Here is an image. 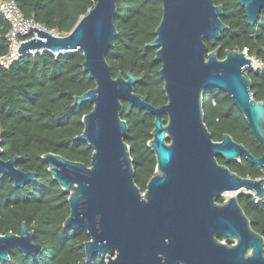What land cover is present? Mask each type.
<instances>
[{
  "label": "water",
  "instance_id": "water-1",
  "mask_svg": "<svg viewBox=\"0 0 264 264\" xmlns=\"http://www.w3.org/2000/svg\"><path fill=\"white\" fill-rule=\"evenodd\" d=\"M92 1L68 34L29 26L35 37L17 50L21 55L80 51L82 70L95 84L72 102L92 104L75 137L92 149L89 166L53 153L41 156L52 179L68 194L69 215L62 226L86 230V262L99 256L106 264H264V239L251 228L239 194L225 197L229 191L244 190L262 198L263 179L241 177L216 159L243 158L264 170V153L253 156L229 134L213 141L204 123L203 94L218 88L264 146V101L252 97L251 81L244 73L251 61L235 49L225 50L223 59L218 56L220 46L208 51L207 43L215 46L228 28L220 19L223 6L214 0H160L161 18L146 47L156 49L166 103L153 106L146 95L134 91L139 77L130 72L113 77L106 62L105 54L117 36L115 0ZM237 1L253 25L264 10V0ZM124 101L126 114L135 107L154 116L147 146L155 156V173L144 192L134 182L125 143ZM1 153L0 148V174L11 178L13 187L34 180L35 172L16 167L18 155L4 160ZM13 248L26 256L42 246L22 222L19 234H0V260L9 261Z\"/></svg>",
  "mask_w": 264,
  "mask_h": 264
},
{
  "label": "trees",
  "instance_id": "trees-1",
  "mask_svg": "<svg viewBox=\"0 0 264 264\" xmlns=\"http://www.w3.org/2000/svg\"><path fill=\"white\" fill-rule=\"evenodd\" d=\"M114 25L117 36L105 54L112 76L130 72L140 81L134 91L147 96L153 106L166 103L163 81L158 74L160 62L154 60L155 48L146 44L155 38L162 7L160 0H115ZM223 6L221 21L228 28L221 32L215 46L207 43L208 51L220 46L219 58L225 50L242 51L264 61V10L253 25L247 23L244 8L237 0H214ZM21 14L59 35L68 34L78 20L93 6L92 0H16ZM9 23L0 13V56L7 52L6 34ZM80 51L57 54L46 50L20 55L10 67L0 66V139L1 158L18 155L16 167L35 172L33 181L13 187L9 176L0 174V234H19L24 222L33 231V241L41 251L23 255L17 248L9 252V261L0 264H106L99 256L85 261L83 243L89 240L84 229L64 228L69 215L68 194L55 182L41 160L45 153L61 155L68 160L89 166L92 149L76 140L83 130L81 118L92 109L85 102L73 106L75 96L95 86L82 70ZM250 92L256 101L264 100V69L246 72ZM121 115L127 123L125 143L129 147L134 182L143 191L155 167V156L148 148L153 117L144 110L132 108ZM204 123L213 141L223 134L245 146L259 157L264 146L256 139L244 116L226 93L209 88L203 95ZM217 162L241 177L256 179L264 170L241 158L237 162L217 156ZM238 203L250 221L253 231L264 239V200L253 203L252 196L240 193ZM224 197L217 201L223 202Z\"/></svg>",
  "mask_w": 264,
  "mask_h": 264
},
{
  "label": "built area",
  "instance_id": "built-area-1",
  "mask_svg": "<svg viewBox=\"0 0 264 264\" xmlns=\"http://www.w3.org/2000/svg\"><path fill=\"white\" fill-rule=\"evenodd\" d=\"M0 13L3 15L5 20L9 23V29L6 34L8 49L4 55L0 56V66L4 68H8L21 55L17 51L20 44L31 37H35V34H32L30 33L29 30H27L28 27L30 26V27L43 28V26L35 23L33 19L25 18L21 14L16 4V0H0ZM56 34L59 35L57 32ZM242 52L251 61V66H246L244 68V73L250 70L257 71V70L264 69V61L262 59L258 58L255 55H248L247 48H243ZM34 53L36 52L35 51L29 52V54H34ZM259 178L263 179V188H264V173L256 179H259ZM239 191L235 192L234 194L235 195L240 194L238 193ZM242 193L250 194L252 196V200L254 204H257L260 201L264 200V196L262 198H258L254 195L253 192L243 191Z\"/></svg>",
  "mask_w": 264,
  "mask_h": 264
},
{
  "label": "flooded vegetation",
  "instance_id": "flooded-vegetation-1",
  "mask_svg": "<svg viewBox=\"0 0 264 264\" xmlns=\"http://www.w3.org/2000/svg\"><path fill=\"white\" fill-rule=\"evenodd\" d=\"M203 95H204V94H203ZM150 116H152V117H153V120H154V116H153V115H150ZM164 119H165V120L167 119V116H166V115H164ZM152 123H153V121H152ZM167 142H168V141H167ZM155 165H156V162H155ZM154 173H155V167H154L153 174L150 176V178L154 175ZM150 178H149V179H150ZM149 179H148V180H149ZM147 182H148V181H147ZM146 184H147V183H146ZM139 189H140V188H139ZM145 189H146V187H145ZM145 189H144L143 191H141V190H140V191H141V192H144Z\"/></svg>",
  "mask_w": 264,
  "mask_h": 264
},
{
  "label": "rangeland",
  "instance_id": "rangeland-1",
  "mask_svg": "<svg viewBox=\"0 0 264 264\" xmlns=\"http://www.w3.org/2000/svg\"><path fill=\"white\" fill-rule=\"evenodd\" d=\"M52 32L56 34V31L52 30ZM243 191H244V190H240L238 193H242ZM233 195H235V194H233ZM229 196H231V195H229V194H225V197H229Z\"/></svg>",
  "mask_w": 264,
  "mask_h": 264
},
{
  "label": "bare ground",
  "instance_id": "bare-ground-1",
  "mask_svg": "<svg viewBox=\"0 0 264 264\" xmlns=\"http://www.w3.org/2000/svg\"><path fill=\"white\" fill-rule=\"evenodd\" d=\"M227 194H229V195H233L234 192H233V191H229Z\"/></svg>",
  "mask_w": 264,
  "mask_h": 264
}]
</instances>
